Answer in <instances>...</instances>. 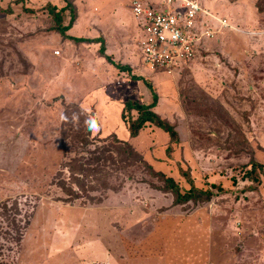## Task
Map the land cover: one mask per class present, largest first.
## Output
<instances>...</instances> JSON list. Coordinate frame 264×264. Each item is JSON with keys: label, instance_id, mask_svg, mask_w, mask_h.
Listing matches in <instances>:
<instances>
[{"label": "rangeland", "instance_id": "1", "mask_svg": "<svg viewBox=\"0 0 264 264\" xmlns=\"http://www.w3.org/2000/svg\"><path fill=\"white\" fill-rule=\"evenodd\" d=\"M196 1L226 25L167 74L137 59L141 29L129 0H73L77 18L67 34H101L105 52L137 76L130 79L96 45L44 33L43 4L62 0H0V264H97L104 252L119 264H264V0ZM144 80L176 141L151 124L128 137L121 102H149ZM66 103L84 113L91 136L130 142L181 190L188 187L182 172L198 187L222 190L207 202L174 203L143 165L107 162L111 188L97 180L98 190L87 191L101 202H85L80 191L64 202L61 163L93 148L63 136L76 125L75 118L61 124ZM250 157L262 165L253 190L245 189Z\"/></svg>", "mask_w": 264, "mask_h": 264}, {"label": "trees", "instance_id": "2", "mask_svg": "<svg viewBox=\"0 0 264 264\" xmlns=\"http://www.w3.org/2000/svg\"><path fill=\"white\" fill-rule=\"evenodd\" d=\"M62 1L64 4L60 7L50 2H45L43 4L42 7L47 14L44 18L46 23L43 28L44 33H57L60 35L61 39H68L73 43H97L98 46L96 50L99 56L107 63L113 65L117 70L129 73L130 66L128 64L115 62L105 53L104 39L101 34L94 37H82L71 36L66 33L74 22L77 11L73 0ZM30 10L33 11V9L28 8V11ZM129 76L130 79L137 78L134 74H130ZM144 83L151 91V100L149 102H139L131 98L124 99L121 102L119 117L127 129L128 137H135L146 124H151L162 129L167 134L170 142L176 141L177 133L174 125L152 109L156 104L157 96L149 82L144 80ZM61 117H63L61 121L62 125H69L72 118L76 119V125L72 126L71 129H66L69 133L67 132L63 136L68 135L70 138H74L76 141L75 143H77L81 149H84L89 144H93L92 149L87 150V148H85V155L78 154L61 163L63 168L66 167L67 177L58 178L57 185L66 193V197L61 198L64 202H72L73 200L80 199V192L85 193V197L87 198L85 202H101L103 198L102 195L87 194V191L98 190L97 185L93 183L97 180L102 185V189L111 188L107 181V176L111 174L106 166L107 162L111 163V165L115 162L120 163L119 167L121 168L128 165H143L151 176L159 178L162 181L161 188L169 191L173 195L172 201L174 203H182L189 200L193 202H207L214 195L213 189L217 191L222 190L221 186L215 184H210L207 187L196 186L188 172H182L188 187L181 190L170 176H166L161 171L154 170L130 142L121 140L112 133L103 137L91 136L89 123L86 122L87 117L73 103L64 104L61 110ZM78 124L79 126L77 127ZM95 140L98 143H96ZM62 150L64 151L65 149ZM248 163L249 167L245 173L250 184L246 185L245 189L253 190L256 189L259 184V174L262 165L256 162L252 157H250ZM82 203H84V201H82ZM26 223L27 222L24 221V225ZM19 228V226H16L18 237L21 235Z\"/></svg>", "mask_w": 264, "mask_h": 264}, {"label": "built area", "instance_id": "3", "mask_svg": "<svg viewBox=\"0 0 264 264\" xmlns=\"http://www.w3.org/2000/svg\"><path fill=\"white\" fill-rule=\"evenodd\" d=\"M130 8L141 29L137 39L140 64L152 72H176L194 58L204 38L226 25L223 19L207 14L196 0H131ZM201 14L215 19L218 25L210 28Z\"/></svg>", "mask_w": 264, "mask_h": 264}, {"label": "crops", "instance_id": "4", "mask_svg": "<svg viewBox=\"0 0 264 264\" xmlns=\"http://www.w3.org/2000/svg\"><path fill=\"white\" fill-rule=\"evenodd\" d=\"M130 1L131 0H129V6H130ZM142 1H147V2H151V3H155V2H157V1H159V0H142ZM53 4V3H52ZM55 5V4H54ZM62 6V5H61ZM60 7V6H59ZM206 11V10H205ZM130 12H131V8H130ZM207 12V11H206ZM208 14V13H207ZM207 14H201V15H203L204 16V18H205V16L206 17H209ZM132 15V14H131ZM209 15H211V14H209ZM133 17V16H132ZM76 18H77V15H76ZM75 18V19H76ZM200 18L201 19H203L204 20V18L202 17V16H200ZM210 18V17H209ZM75 21V20H74ZM74 23V22H73ZM72 23V24H73ZM72 26V25H71ZM68 31V30H67ZM67 31H66V33H67ZM57 34V33H56ZM59 35V34H58ZM97 35H99V33L97 34ZM97 35H95V36H97ZM60 36V35H59ZM72 36V35H71ZM102 36V35H101ZM82 37H94V36H82ZM103 37V36H102ZM104 39V38H103ZM63 40H65V39H63ZM66 40H68V39H66ZM70 41V40H69ZM73 43V42H72ZM79 43H82V44H94V45H96V46H98V44L97 43H85V42H79ZM135 43L137 44V40H135ZM74 44H77V43H74ZM200 47H203V45L201 44V46ZM97 49V48H96ZM55 50H57L58 51V54H55L54 53V51ZM106 53V52H105ZM136 53V56H137V59H139V56H138V51H136L135 52ZM107 54V53H106ZM53 55H55V56H57V55H60V51L58 50V49H54L53 50ZM100 58H102L101 56H99ZM103 59V58H102ZM103 61L105 62V60L103 59ZM140 62V61H139ZM123 64H124V62H122ZM125 63H127V62H125ZM128 64V63H127ZM77 65H80V63L78 62L77 63ZM119 72H125V71H119ZM131 74H134L133 72H132V70H131V72H130ZM135 75V74H134ZM156 103H157V99H156ZM155 106H156V104H155ZM161 116V115H160ZM161 117H164V118H166L167 119V117H165V116H161ZM168 120V119H167ZM87 251H91V250H86V253H87ZM89 252H88V254H87V256L88 257H90L91 255L89 254ZM91 253V252H90ZM112 254V253H111ZM111 254H107V252H104V254H103V258H102V260L101 261H98V262H96L97 264H119L117 261H115L113 258H112V255ZM77 262H80V263H77ZM76 263L77 264H94L93 263V261H91L89 258H85V259H81V260H79V261H77Z\"/></svg>", "mask_w": 264, "mask_h": 264}, {"label": "clouds", "instance_id": "5", "mask_svg": "<svg viewBox=\"0 0 264 264\" xmlns=\"http://www.w3.org/2000/svg\"><path fill=\"white\" fill-rule=\"evenodd\" d=\"M63 118V117H62Z\"/></svg>", "mask_w": 264, "mask_h": 264}]
</instances>
